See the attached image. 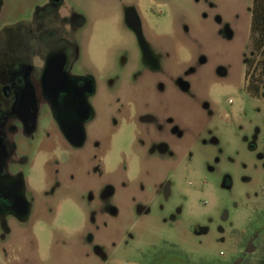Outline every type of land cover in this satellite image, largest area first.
Wrapping results in <instances>:
<instances>
[{"label": "flooded vegetation", "instance_id": "1", "mask_svg": "<svg viewBox=\"0 0 264 264\" xmlns=\"http://www.w3.org/2000/svg\"><path fill=\"white\" fill-rule=\"evenodd\" d=\"M193 2L206 5L200 13L207 18L209 1ZM117 3L135 56L129 61L119 55L124 75L107 83V125L89 133L103 71L93 60L80 63L77 34L86 17L69 0H30L27 10L9 18L5 13L14 10L0 0V264H61L74 244L81 264H132L133 230L153 217L167 227L164 249L150 243L147 254L139 247L133 264H189L169 238L173 232L183 236L185 216L190 235L214 231L220 240L238 241L236 256L224 264L250 263L264 233V48L249 39L239 94L221 101L208 85L191 82L205 57L178 55L184 43L174 42V28L189 33L180 19L181 0ZM215 20L231 40L229 27L219 16ZM227 75V68L216 67L217 84ZM146 86L167 106L159 109L148 96L141 105L134 93L144 94ZM175 93L193 102L190 121L170 105ZM43 107L55 127L39 128ZM123 131L129 140L115 151ZM216 200L214 216L187 215ZM68 203L85 215L71 230L64 215ZM120 246L124 254L116 252Z\"/></svg>", "mask_w": 264, "mask_h": 264}, {"label": "rangeland", "instance_id": "2", "mask_svg": "<svg viewBox=\"0 0 264 264\" xmlns=\"http://www.w3.org/2000/svg\"><path fill=\"white\" fill-rule=\"evenodd\" d=\"M208 1L211 10L208 11L209 16L203 18L200 12L203 10L202 5L205 4L195 3L193 0H181L182 7L180 9H182V12L180 19L188 25L189 33H184L181 28H174V42H178L179 44L184 43V46L182 45L184 49L179 50V56L186 57L187 53H191L193 56L205 57L206 62L198 68L196 73L191 75V82L192 84L208 85L211 88L213 96L223 101L228 96H237L239 94V86L242 85L243 64L241 60L242 53L244 50H247L249 42L252 0ZM7 2L8 7L14 10L13 13H5L9 18L13 14H16L15 11L21 14L30 7V0H7ZM69 2L87 20L86 25L77 34L78 43L82 50L80 63L82 66H86L89 59L93 60L96 67L103 71L102 77L98 76L100 93L95 97L93 102L96 109V117L87 124L89 133L98 132L107 125L108 103L104 96H106L109 78L113 77L116 73L124 75L117 68V59L123 53L127 54L128 59H132L131 56H135L134 48L136 45L123 24L120 23V6L117 0H69ZM216 16L220 17L222 24L229 27L233 34L231 40H228L220 33L221 26L216 22ZM110 48H113V50ZM131 50H133V53H131ZM217 66L227 68L228 75L224 80V84H217L215 81ZM118 82L121 81L117 80L116 83L118 84ZM143 93H134V96L141 105L145 104L147 96L149 100L151 99L152 105H155V100H158L160 104L159 109L161 110L168 104V100L165 102L164 96H157L150 86H146ZM172 98L173 100L170 98V105L174 106L173 109L178 113L179 118L190 121L191 115L196 112L193 102L188 97L176 93ZM53 120L54 118L49 110L43 107L39 117V128L46 123H48L47 126L55 127ZM52 133L54 132L52 131ZM128 140V131L126 133L124 131L120 132L115 140V151ZM111 161L114 160L111 159ZM197 164L199 165L200 162H197ZM224 167H227V165H224ZM68 177L66 178L67 183L72 184ZM32 179L35 185L40 183L39 167L35 169ZM76 182L80 183V177L77 178ZM178 184L180 185V182ZM217 194L220 198L225 197V194L221 190L217 191ZM203 197L210 198L211 201L213 200V196L210 193H205ZM219 204L220 202L216 200L213 204L206 207L195 206L193 209H188L187 215L196 217L202 214L206 216L208 213L210 216H214ZM73 207L72 204L68 203L64 211V215L67 217L66 227L68 230L83 224L85 221L84 212L76 211ZM189 222L190 220L186 219L185 216L182 228H180L183 236L178 237L175 232L169 235L170 241L177 244L178 249L187 257L189 264H224L236 256L238 241H234L229 237L220 240L214 231L210 232L207 236L190 235L187 229ZM240 223L243 224V222ZM135 227L133 230L134 240L128 244L132 264L136 260H139V254L136 251L139 247L145 249L147 254L151 251L150 243H153L157 250L164 249L162 236L167 232L166 225L160 223L154 217L145 220L143 224L136 225ZM259 245L261 251L254 254L248 264H255V261L263 254L264 233L259 238ZM76 246L80 249L82 248L79 244ZM122 249V246H120L116 252L124 254L125 249ZM80 256L79 254H75V244L69 246L64 253L65 258L61 264H81Z\"/></svg>", "mask_w": 264, "mask_h": 264}, {"label": "trees", "instance_id": "3", "mask_svg": "<svg viewBox=\"0 0 264 264\" xmlns=\"http://www.w3.org/2000/svg\"><path fill=\"white\" fill-rule=\"evenodd\" d=\"M249 39L257 42L259 48H264V0H252ZM255 264H264V254Z\"/></svg>", "mask_w": 264, "mask_h": 264}, {"label": "water", "instance_id": "4", "mask_svg": "<svg viewBox=\"0 0 264 264\" xmlns=\"http://www.w3.org/2000/svg\"><path fill=\"white\" fill-rule=\"evenodd\" d=\"M53 112H54V116H55V118L58 120V122L60 121V108H58V107H55L54 109H53Z\"/></svg>", "mask_w": 264, "mask_h": 264}]
</instances>
